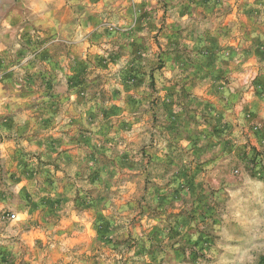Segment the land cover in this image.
I'll list each match as a JSON object with an SVG mask.
<instances>
[{"label":"rangeland","instance_id":"374dc122","mask_svg":"<svg viewBox=\"0 0 264 264\" xmlns=\"http://www.w3.org/2000/svg\"><path fill=\"white\" fill-rule=\"evenodd\" d=\"M0 36V264H264V0H18Z\"/></svg>","mask_w":264,"mask_h":264},{"label":"crops","instance_id":"0c3cea01","mask_svg":"<svg viewBox=\"0 0 264 264\" xmlns=\"http://www.w3.org/2000/svg\"><path fill=\"white\" fill-rule=\"evenodd\" d=\"M18 0H0V30L3 23H7V17L14 13ZM1 37V36H0Z\"/></svg>","mask_w":264,"mask_h":264},{"label":"built area","instance_id":"2783aa9c","mask_svg":"<svg viewBox=\"0 0 264 264\" xmlns=\"http://www.w3.org/2000/svg\"><path fill=\"white\" fill-rule=\"evenodd\" d=\"M14 216V215H13Z\"/></svg>","mask_w":264,"mask_h":264}]
</instances>
